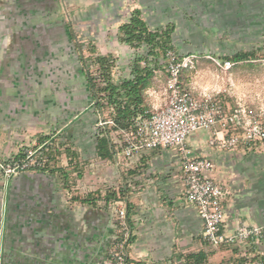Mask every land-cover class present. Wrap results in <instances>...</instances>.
<instances>
[{"label":"crops","instance_id":"0c3cea01","mask_svg":"<svg viewBox=\"0 0 264 264\" xmlns=\"http://www.w3.org/2000/svg\"><path fill=\"white\" fill-rule=\"evenodd\" d=\"M135 8L151 27L174 22L182 55L186 37H202L198 50L206 52L205 39L212 35L221 37L215 45L220 58L251 53L233 62L227 86L219 81L217 89H224L221 99L229 111L245 99L264 100V88L257 92L261 98L254 93L251 68L237 66L264 52V0H0V162L20 160L37 145L60 151L54 171L33 168L6 181L0 168L4 264L113 262L122 240V203L132 225L126 264H185L186 254L200 251L208 254L207 264H264V239L238 240L231 247L205 239L198 209L187 198L185 153L178 147L118 159L116 146L112 157L100 158L97 135L91 143L97 159L79 156L87 146V119L97 111L81 60L87 45L78 32L92 35L95 21L101 28L126 21ZM232 132L218 124L186 142L190 156L214 164L209 175L224 191L227 234L264 226V140L248 142L241 129L234 148L210 143ZM126 190L125 198L106 204L107 192L119 196Z\"/></svg>","mask_w":264,"mask_h":264},{"label":"built area","instance_id":"2783aa9c","mask_svg":"<svg viewBox=\"0 0 264 264\" xmlns=\"http://www.w3.org/2000/svg\"><path fill=\"white\" fill-rule=\"evenodd\" d=\"M168 99L164 109L149 118H141L135 128L121 130L125 142L118 149V159L136 158L145 149L178 147L184 152V172L187 182V198L195 204L204 225V237L214 246L235 244L238 240L251 238L264 239V226L241 228L234 234H227L224 228L225 210L223 205L224 191L209 175L214 164L208 158H194L186 149V142L192 133L211 129L218 124L233 128L229 137H212L210 143L223 148H234L242 140L237 131L243 130L244 139L248 142L264 140V123L252 121L244 108L237 107L229 111L218 94L206 93L202 96L187 89L181 80V71L186 66L185 57L179 59L174 51L167 54ZM226 62V67L232 66ZM52 162L45 152V145L25 149L20 160L2 161L0 168L6 181L20 172L45 169ZM119 222L123 238L119 243L120 251L113 262L107 264H126L127 245L132 231L128 224V209L122 203L118 209ZM5 234L0 229V264H4ZM99 264V263H91Z\"/></svg>","mask_w":264,"mask_h":264},{"label":"trees","instance_id":"16d2710c","mask_svg":"<svg viewBox=\"0 0 264 264\" xmlns=\"http://www.w3.org/2000/svg\"><path fill=\"white\" fill-rule=\"evenodd\" d=\"M175 31L174 22H168L162 27H151L144 18L142 9H133L128 20L119 25L117 33L119 43L128 46L133 51L127 74H122L119 57L112 52L103 53L99 46L94 44L91 47L93 55L89 58L91 62L89 65L85 50L82 48L81 60L93 94V106L97 112H103L104 108L110 109L108 121L113 124L112 130L121 132L131 127L135 128L141 118H149L153 115L146 102V91L154 84L158 71H167L169 51H174L179 59L185 57L178 52L174 43ZM251 56V53L239 52L226 56L224 59L240 62L250 59ZM109 133V130L104 129L98 134L96 152L100 158H110L115 153L116 146ZM45 152L52 162L51 166L45 169L51 168V171H54L53 160L60 151L53 150L50 145H45ZM127 193L126 190L117 196L116 192L110 191L103 198L106 204H109L115 199L125 198ZM76 199L82 202L90 201L89 198L76 197ZM128 224L132 229L129 211ZM122 238L123 230L121 229ZM207 263L208 254L205 251L191 252L185 256V264Z\"/></svg>","mask_w":264,"mask_h":264},{"label":"rangeland","instance_id":"374dc122","mask_svg":"<svg viewBox=\"0 0 264 264\" xmlns=\"http://www.w3.org/2000/svg\"><path fill=\"white\" fill-rule=\"evenodd\" d=\"M179 12V10H178ZM180 13V12H179ZM123 23L124 21H113L108 25L105 23L103 28H101V22L95 21L94 23V31L93 34L86 35V31H79L78 38L80 42L87 47H85V56L87 58V62L90 65V59L93 55L91 53V47L94 44L100 43V51L103 53H108V50H111L112 53L119 57V66L122 74L129 73V65L133 58V51L125 45L118 44L117 42V33L119 23ZM182 22L179 21V24ZM197 24V22H196ZM85 26V25H83ZM103 30V35H102ZM117 31V33H116ZM203 38L199 36L186 37L185 38V68L181 71V80L185 87L195 94L202 96L206 93L218 94L219 96H223V90L221 88L217 89V83L222 81L223 86L225 88L227 85L229 73L231 70L235 69V64L233 63L230 68L226 67V62L224 58H220L218 55L220 52H216L215 45L218 44V41L221 37L212 35L205 40V48L210 50V52H202L203 50H198V45ZM225 39V38H223ZM233 38H227V40L232 41ZM253 61H249V63L240 64L237 66H245L250 67L251 75L253 77L254 85L252 86L254 89V93L258 98L260 95L258 93L264 88V52L261 54H256ZM168 62V61H167ZM245 70V69H244ZM245 75V74H244ZM216 80V81H215ZM229 82V81H228ZM167 83H168V73L166 70H160L157 72V77L155 79L154 84L146 91L145 97L148 107L152 110L153 113L164 109L167 99H168V91H167ZM257 89V90H256ZM256 90V92H255ZM258 92V93H257ZM258 94V95H257ZM244 98H247L245 95ZM237 105L234 108L241 107L244 108L247 113L251 116L252 121L264 122V100L262 99L260 102L256 103L254 101H241L240 103H236ZM257 104V105H256ZM251 106V110L250 107ZM110 109L104 108L103 112L100 113L93 112L90 113V117L87 119L86 124H88V132L85 133L83 138V142L87 143L85 146L86 149H82L79 151V156L82 159H97L95 156V148L94 145H91L95 142V137L99 134L101 130H109V135L111 136L115 146L119 147V150L122 149L124 144V134L121 132H117L112 130V122L109 123L110 118ZM193 134V133H192ZM91 136V137H90ZM92 169H99V166L94 162H90ZM94 171V170H93ZM97 173V171H94ZM225 244H223L224 246ZM234 246L233 244H226ZM230 261H227L229 263Z\"/></svg>","mask_w":264,"mask_h":264}]
</instances>
